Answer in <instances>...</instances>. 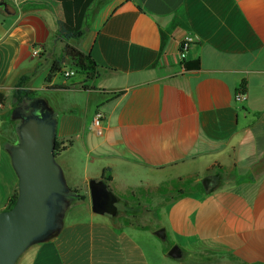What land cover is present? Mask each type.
<instances>
[{
  "label": "crops",
  "instance_id": "crops-1",
  "mask_svg": "<svg viewBox=\"0 0 264 264\" xmlns=\"http://www.w3.org/2000/svg\"><path fill=\"white\" fill-rule=\"evenodd\" d=\"M0 2L15 10L0 6V211L16 176L9 149L18 141L17 120L7 103L23 89L56 113V140L68 144L58 161L70 199L81 200L67 211L88 214L64 221L17 264H155L140 236L124 228L154 235L165 228L183 258L199 244L215 251V264H264V0H94L83 36L72 41L99 66L93 90L66 61L46 82L52 59L63 54L54 41L64 18L60 3ZM189 34L197 39L186 61L199 59L196 71H185L179 59ZM36 47L42 52L33 57ZM243 80L241 103L235 94ZM97 112L102 134L93 127ZM209 175L215 182L206 192ZM102 176H111L109 186L126 206L129 199L161 200L166 225L153 230L96 218L88 181ZM145 181L148 188L135 185Z\"/></svg>",
  "mask_w": 264,
  "mask_h": 264
},
{
  "label": "water",
  "instance_id": "water-1",
  "mask_svg": "<svg viewBox=\"0 0 264 264\" xmlns=\"http://www.w3.org/2000/svg\"><path fill=\"white\" fill-rule=\"evenodd\" d=\"M8 14L14 8L0 2ZM63 61H66L64 58ZM19 122L18 143L9 155L17 176L18 197L15 205L0 211V264H17L26 251L37 243L58 234L70 206L71 195L55 151L57 115L48 102L39 98L24 103L13 112ZM215 179L209 175L202 180L206 192L212 191ZM91 210L94 214L117 221L125 213V200L119 197L102 176L88 181ZM155 234L165 239V230ZM184 252L174 245L168 257L182 259Z\"/></svg>",
  "mask_w": 264,
  "mask_h": 264
},
{
  "label": "trees",
  "instance_id": "trees-1",
  "mask_svg": "<svg viewBox=\"0 0 264 264\" xmlns=\"http://www.w3.org/2000/svg\"><path fill=\"white\" fill-rule=\"evenodd\" d=\"M60 3L63 10L64 18L62 21L58 22L57 32L54 36L55 42H60L64 45L63 54L61 57H54L51 61L50 72L46 79L47 83H51L52 78L57 74L61 73L65 68V63H63V58L66 59V63H70L74 70L78 73H83L86 75L83 88L85 90H93L94 87L92 83L99 77V66L92 57L91 54L84 53L79 48H77L72 41L77 40L83 36V27L85 23V18L88 10L94 0H55ZM185 71H196L201 68V62L199 59L194 61H185L182 64ZM50 89H68L66 85H49ZM240 92L246 93L247 91V81H241L238 89ZM14 98L16 103L26 101L30 103L36 99H39L37 93L32 90L18 89L14 92ZM5 105V96L0 93V106ZM18 123V122H17ZM19 124V123H18ZM17 124V126H18ZM68 144L60 143L56 140L55 151L56 156L65 151ZM109 169L104 171V174L109 172ZM106 181H111V176L105 177ZM18 197V192L8 198L6 201L5 209H11Z\"/></svg>",
  "mask_w": 264,
  "mask_h": 264
},
{
  "label": "rangeland",
  "instance_id": "rangeland-1",
  "mask_svg": "<svg viewBox=\"0 0 264 264\" xmlns=\"http://www.w3.org/2000/svg\"><path fill=\"white\" fill-rule=\"evenodd\" d=\"M63 60H64V58H63ZM7 104H8V106H10L11 112L17 108L16 103L12 104L10 100ZM18 141H17V143H18ZM56 159H57V162L59 164L58 157ZM89 159L90 158H88V160ZM144 179L147 181V178H144ZM159 179L162 180V178H159ZM158 180L155 179V181H153V183H157ZM134 181H136V180H134ZM146 181L142 185L140 183H136L135 185L141 186V189L148 188V186H150L149 185L150 182L147 183ZM17 183H18V179H17V176H15L14 192H18ZM166 197L170 198V195L166 196ZM80 201L81 200H75V201L72 199L69 200V202H71L72 205H74V206H77L80 203ZM126 201H127V206H124V205L122 206V210L126 214L123 218L117 220V222L144 224V225H147V227L149 229H150V227H152L153 230L155 229V227H156L155 225H157V224H162L163 226L166 225V219L163 215L164 208L163 207L158 208L159 204L162 202L161 200L144 198L141 203H140V201L135 202V200L132 201L131 199L126 200ZM138 206L140 208H141V206H144V208L140 209ZM157 208H158V211H157ZM84 213H85V211L82 208L79 210L78 209H69V211H67V213H66L64 221L66 223H68L71 220H77L78 218L79 219L80 218L86 219L88 214L86 216H84L83 215ZM95 216H96V218H98L97 215H95ZM99 218H101V217H99ZM124 229H126V231L128 233H133V234H137V236H140V239L143 241V243L146 247V250L148 251V254L153 257L152 259H153V262L155 264H202V263L215 264V261H214V260H216L215 259L216 258L215 257V255H216L215 251L214 250H208V249L206 250V248L200 246L199 244L193 246L191 249L186 250V255L183 259L176 260V259H172L170 257L163 258L162 257L163 253L165 252L166 254H168L170 249L174 245H176V244H173L174 240L171 236L166 237L165 239H162V238L158 237L157 235H154L152 233V230H147L146 232L139 234V232L136 233L135 231H133V229H129V228H124ZM160 229L165 230V228H160Z\"/></svg>",
  "mask_w": 264,
  "mask_h": 264
},
{
  "label": "built area",
  "instance_id": "built-area-1",
  "mask_svg": "<svg viewBox=\"0 0 264 264\" xmlns=\"http://www.w3.org/2000/svg\"><path fill=\"white\" fill-rule=\"evenodd\" d=\"M196 39H197L196 37L190 36L189 34L181 42L179 49V59L181 64H183V62L186 61L188 51L195 43ZM41 52H42V48L36 47L33 49L32 55L33 57H38L41 54ZM73 74H74L73 71L65 72L66 77H69ZM235 99L238 102L244 103L247 100V95L246 93L237 90L235 94ZM103 119H104L103 114L101 112H97L93 120V127L95 128L98 134H102Z\"/></svg>",
  "mask_w": 264,
  "mask_h": 264
},
{
  "label": "flooded vegetation",
  "instance_id": "flooded-vegetation-1",
  "mask_svg": "<svg viewBox=\"0 0 264 264\" xmlns=\"http://www.w3.org/2000/svg\"><path fill=\"white\" fill-rule=\"evenodd\" d=\"M24 103H26V101H22V102H20L19 103V105H18V103H17V105L18 106H16L17 108H19L22 104H24ZM68 200H70V197H68ZM126 203V202H125ZM124 206H126V204H124ZM125 213V212H124Z\"/></svg>",
  "mask_w": 264,
  "mask_h": 264
}]
</instances>
